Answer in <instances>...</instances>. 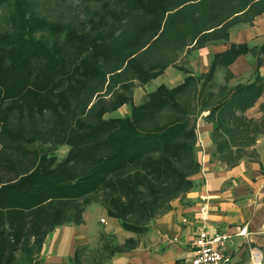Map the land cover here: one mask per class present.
Here are the masks:
<instances>
[{"label":"trees","instance_id":"16d2710c","mask_svg":"<svg viewBox=\"0 0 264 264\" xmlns=\"http://www.w3.org/2000/svg\"><path fill=\"white\" fill-rule=\"evenodd\" d=\"M72 1L0 0V264H41L52 233L82 225L90 206L136 237L104 232L72 264L131 252L196 187L203 120L229 167L264 133V116L247 115L264 93V43H230L264 0ZM212 45L228 47L192 73L184 62ZM240 56L255 67L232 84ZM170 67L183 82L136 104L135 90Z\"/></svg>","mask_w":264,"mask_h":264},{"label":"crops","instance_id":"0c3cea01","mask_svg":"<svg viewBox=\"0 0 264 264\" xmlns=\"http://www.w3.org/2000/svg\"><path fill=\"white\" fill-rule=\"evenodd\" d=\"M258 18L253 26H257ZM263 35L264 32L258 30L255 35L258 38L254 40L264 43L260 40ZM233 40L231 33L230 43H249L246 40ZM208 47L214 55L226 50L228 45H212L199 50L204 62L199 66L190 60L189 70L192 73L208 71L211 61L205 53ZM248 57L240 56L229 67L236 77H242L252 70ZM261 72L264 74V66ZM184 77L175 85L161 84L173 87L182 83ZM135 93L134 101L138 104L140 102L136 101ZM128 112V106L120 109L121 114ZM247 115L256 120L264 116V93ZM212 128L208 120L202 121L201 147L198 148L202 167L195 176L194 190L172 203V209L140 236L139 246L135 250L116 256L105 264H190L195 252L193 241L201 230L232 236L225 250L227 264H264V133L247 150L246 157L229 167L213 155ZM204 206L206 209L203 212ZM100 218L104 224L99 222ZM243 229L246 232L239 235ZM104 232L115 235L120 243L136 237V234L124 231L102 208L90 206L84 213L82 225L61 226L52 233L41 253V264H72L71 258L76 248L83 245L97 247Z\"/></svg>","mask_w":264,"mask_h":264},{"label":"rangeland","instance_id":"374dc122","mask_svg":"<svg viewBox=\"0 0 264 264\" xmlns=\"http://www.w3.org/2000/svg\"><path fill=\"white\" fill-rule=\"evenodd\" d=\"M72 1V0H69ZM74 2V1H72ZM259 21H257V26H248V25H240L235 27L232 30V34H233V41L235 40H246L247 42H249L251 45H257L261 44L260 41L254 40L255 38L257 39L258 37H256L255 35L259 32H264V15L260 16V18H258ZM260 37V36H259ZM261 41H264V35L263 37H261L260 39ZM208 50L205 52L207 53V57H209L211 59L212 56V52L213 50L208 47ZM200 51H197L192 57H189L187 63L185 64V66L187 68H189V62L190 60L192 62H194V64L201 66L204 62V57H200ZM203 59V60H202ZM248 64L252 67V70H250L248 73L244 74L242 77H236V80L233 81V83L236 82H245L248 81L249 79H251L255 64L254 62V58H252L251 56L248 57ZM185 75H183L180 71H177L174 68H170L167 72H165L162 76H159L157 79H155L154 81H152L150 84H148L146 87H142V88H137L135 91V99L137 102H140V100L143 98V96L145 95V93H147L150 90H153L155 87H157L158 85H160L161 83H167V84H171V85H175L179 82L182 81V77H184ZM219 81H223V74L222 76L220 75V77L218 76ZM66 149L62 150V154H65ZM99 222L101 224H104V222L102 221V218L99 219ZM93 247V246H91ZM96 247V246H94Z\"/></svg>","mask_w":264,"mask_h":264},{"label":"built area","instance_id":"2783aa9c","mask_svg":"<svg viewBox=\"0 0 264 264\" xmlns=\"http://www.w3.org/2000/svg\"><path fill=\"white\" fill-rule=\"evenodd\" d=\"M201 147V138L200 144ZM206 206L202 208L204 212ZM246 230H241L238 234L242 235ZM232 236L225 233L210 234L207 230H201L193 241L195 248L194 257L190 264H227L228 257L225 253L226 246Z\"/></svg>","mask_w":264,"mask_h":264}]
</instances>
